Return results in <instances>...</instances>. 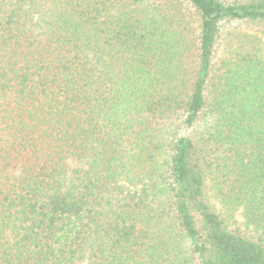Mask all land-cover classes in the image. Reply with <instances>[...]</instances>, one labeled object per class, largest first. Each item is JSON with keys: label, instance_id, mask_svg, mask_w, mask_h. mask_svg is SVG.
<instances>
[{"label": "trees", "instance_id": "16d2710c", "mask_svg": "<svg viewBox=\"0 0 264 264\" xmlns=\"http://www.w3.org/2000/svg\"><path fill=\"white\" fill-rule=\"evenodd\" d=\"M0 264H264V0H0Z\"/></svg>", "mask_w": 264, "mask_h": 264}, {"label": "rangeland", "instance_id": "374dc122", "mask_svg": "<svg viewBox=\"0 0 264 264\" xmlns=\"http://www.w3.org/2000/svg\"><path fill=\"white\" fill-rule=\"evenodd\" d=\"M232 223V227H238L241 231L245 232V226L243 224V219L239 214H235L233 220L230 221Z\"/></svg>", "mask_w": 264, "mask_h": 264}]
</instances>
